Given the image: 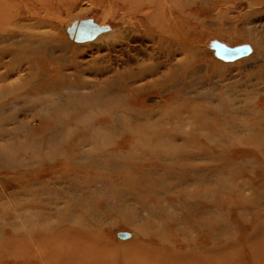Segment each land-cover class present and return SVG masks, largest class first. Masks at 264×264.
Here are the masks:
<instances>
[{
  "label": "rangeland",
  "instance_id": "1",
  "mask_svg": "<svg viewBox=\"0 0 264 264\" xmlns=\"http://www.w3.org/2000/svg\"><path fill=\"white\" fill-rule=\"evenodd\" d=\"M163 1L165 7L181 3ZM150 2L67 0L55 3L50 13L40 11V25L18 21L26 26L22 31L43 33L47 45L54 40L58 50L50 54L54 59L44 55L43 62L39 55L32 57V69L27 63L11 64L12 55L0 59V74H7L0 90L7 86L12 94L0 101L7 104L0 116V264H37L40 254L43 264H71L76 254L69 250L78 245L59 239L56 231L67 226L83 229L86 239L81 241L95 247L84 258L89 264H264V52L246 43L228 48L218 40L248 42V33L255 31L264 45V0H209L176 19L183 42L196 41L201 49L199 63H186L190 68L175 78L180 93L178 86L168 92L152 86L142 103L123 90L101 105L98 100L85 103L81 93L90 90L80 89L84 84H69L77 76L89 78L95 61L108 69L94 75L96 81L115 70H138L147 53L157 71L135 81L143 87L162 80L187 57L184 51L164 56L145 34L149 25L165 20L153 11L148 24L136 13L139 4ZM79 29L92 36L80 38ZM30 72L36 82L21 86ZM63 74L64 82L59 81ZM128 100L134 109L148 106L158 112L154 119L146 117L163 124L152 133L171 132L178 144L187 140L195 154L206 152L213 160L189 161L197 168H169L161 146L154 157L152 146L138 143L140 135L124 130L109 134L112 144L102 149L86 118L94 115L101 126L107 112ZM89 150V159L80 155ZM74 179L81 195L65 188ZM102 182L104 192L95 194ZM88 198L89 207L75 205ZM65 212L72 221L59 219ZM121 231L124 237L118 236ZM106 243L111 244L108 250Z\"/></svg>",
  "mask_w": 264,
  "mask_h": 264
},
{
  "label": "bare ground",
  "instance_id": "2",
  "mask_svg": "<svg viewBox=\"0 0 264 264\" xmlns=\"http://www.w3.org/2000/svg\"><path fill=\"white\" fill-rule=\"evenodd\" d=\"M65 1L67 2V0H0V59L3 58V56L6 54L12 55L11 64H18L20 66V65L27 63L29 65V69H32L34 67L32 63V57L35 59L36 55L40 56L39 61H42V62H43V58H45L44 55H47V58L49 57L50 59H54V57L50 54H53L54 50H58L55 41L52 39H49L50 42H49V45H47L48 39L47 40L45 39V35L43 33H29V32H26V30L22 31V28L24 25L20 26L18 21L22 19L36 20V22L40 25L42 24V21L39 19L40 11H42V13H48L49 10L54 9L55 3L61 4L62 2H65ZM180 1L181 3H180L179 8L176 6H166L167 7L166 8L164 6V2L166 1L151 0L149 4L148 3L139 4L137 6L136 13L137 11H140L142 15H144V17L146 18L148 24L153 15L152 13L153 11L158 12L162 14L163 16H165V20L161 21V23L160 22L154 23L153 21L154 27L149 25L151 28L148 27L147 29H145V34L149 36L150 38L151 37L153 38L154 45L160 51V53L161 52L163 53L164 56H167L168 58H173L177 55V53L179 52L183 53L184 51L187 53V57L184 58L182 61H177L173 69L167 71L164 77L162 78V80H155L154 82L148 83L147 85H144L143 87L137 86L135 84V81H137L138 79H146L147 77L154 75L157 71V65L150 63L152 59L150 54L145 53L144 58L146 59L143 60L139 64L138 70H134V69H129L128 71L115 70L113 75L105 79H101L99 81L94 80L96 78V76L94 75H103L108 72V69L102 68V66L100 65V62L95 61L94 66L90 68L91 74L88 75L89 78H84V77L82 78L80 76H77V78H75L73 81H70L69 83L72 86L78 83H82L84 85H82L80 89H86V91L90 90L87 93H83V92L81 93V96L84 98L85 103H92L95 100H98L99 103L103 105V103H105L106 101L110 102L112 99L116 97L118 92L122 93L123 90L128 91V97L131 100L135 101V99H137V101L141 100L143 103V100L145 99L144 93H148L149 91L148 89H150V87L159 86V85L161 86V88L164 89L163 92L171 91L172 87L175 88L178 86V93H180V90L182 89V87L177 81H175V78H177L184 69L190 68V67L183 66V65H186V63H189L188 66H192L194 64L199 63V60L196 59V55L197 56L199 54L201 55L200 53L201 49L199 48V45L197 44L196 41L188 40L186 42L185 40L183 42L181 38V34L177 33L178 24L176 23L177 21L176 19L180 18L182 14L184 15L186 10L188 11L194 10V12H196L197 7L203 6L202 2L207 3L209 0H180ZM213 1L225 2L228 0H213ZM56 11L53 12L52 14L55 15V13H57ZM186 17H189V14ZM19 29H21L22 32L18 31ZM78 32L81 34L83 30L80 29ZM78 32L76 33L78 34ZM254 32L255 31L248 33L252 35V36L249 35L250 37H249L248 42L232 43L226 40L225 41H222L221 39H218V40L220 43L223 44V46H226L228 48H234L235 46H243L244 43H246V44H250L251 46H253L255 50L264 52V45L262 44L260 45V42L258 41V33L257 32L254 33ZM262 38H264V36H262ZM179 40H182V41H179ZM209 42L207 43V45L210 49L211 44ZM184 43H188V44L185 45ZM213 55L215 57V61H217L219 64H222V65L226 64V62L224 60H221L219 56H216L215 54ZM128 60L130 61L131 59H128ZM127 63L128 61L126 62V64ZM127 68L128 67H123L122 69H127ZM30 73L31 74L29 76L19 81V84H21V86H25L26 84H32L36 82L35 81L36 79H34V74L32 77L33 72H30ZM6 75L0 74V81L5 79ZM63 76H61L62 78H60L59 81L64 82L66 80L65 78L66 75L63 74ZM169 83H171L172 86L169 85ZM78 88L79 87H77L76 89ZM109 94H114V96L109 98L108 97ZM11 95L12 94H11L10 88H8L7 86L3 87L0 90V101L2 99H7L8 96H11ZM23 96L24 94L20 95V98L21 99L24 98ZM30 100H35V99H30ZM131 100H128L125 105L123 104V107L121 109L107 112L106 123L101 126L99 125L100 123L94 121V118H93L94 115L93 116L89 115L86 118V120L89 122V123H86V120H85L86 125L90 127H94L96 129V135L99 138V140L101 139L100 147H102V149L104 148V146L108 147L109 145L112 144V142H110L111 138H108L109 134L115 135L120 130H124V131H127L129 134H133L137 136L140 135V138L137 139L138 143H141L146 146H152L153 151H155V153L153 154L154 157L159 156V151L158 149L156 150V147L161 146L163 149V153H165L164 158L167 161V165L169 168H172V169L180 168L181 170H184L190 167L197 168V164L189 163V161H196V160L198 161V160H204V159L213 160L212 155L207 154L206 152L202 155L198 153V150H197V153L200 156L195 154L194 152L196 151L195 147L190 148L187 140H182V142L178 144L176 141L177 136L173 135L171 132L163 131L165 134L158 133L159 135L156 133H152L154 132L152 131V128H154V126H157L158 123L155 120H154L155 122H152L148 118L154 119L155 117H157L158 112L155 111V109H148L147 108L148 106H145L142 109H137V108L134 109V106L136 105L134 103L131 104L130 103ZM164 104L165 103H163V105ZM6 105L7 104H3V105L0 104V116L2 115L3 107H5ZM167 105H164V106H167ZM215 113L217 115L218 114L222 115V113L217 110L215 111ZM160 125H163V124H159L158 126ZM213 129L218 131L215 127H213ZM0 131L3 132L2 124H0ZM177 133H179V131H176L174 134H177ZM215 133L216 132H210L209 134L211 136H214ZM219 135H220V132H219ZM209 141L212 142L215 140L209 139ZM91 152L92 151L90 150L87 152L82 151L80 155L86 159H89ZM0 156H3V151L1 150V147H0ZM11 164H12V161L9 159V165ZM204 168L208 171L209 174L212 173L211 168L206 167V166ZM86 170H88V168ZM76 180L75 179L74 181L69 180L68 182L69 186L65 188L66 189L69 188V190L72 191L74 194L81 195L82 191H81V188L76 187L77 185ZM104 185H107V184L104 183ZM104 185L102 182V187H98L97 189L94 188L93 192L95 194L104 192L105 187H106ZM73 186H75V188ZM60 190L63 191L64 189L60 188ZM48 203L56 204L55 201H49ZM75 205H78V206L83 205V208H87L90 206L89 198L86 201L75 202ZM92 205H93L92 207H97V206L100 207L101 204L99 202H94L92 203ZM65 207H57L56 209H67ZM68 214H69L68 212H65L63 215L59 214V219L60 220L66 219L68 221H72L71 219L72 217H70V215ZM52 226H54L55 228V227H58L59 224L51 223L50 227ZM48 227L49 226L47 225L46 228ZM56 231H58L57 237L59 239L65 238V240L69 241L68 243L75 242L78 245L74 249L69 250V252H73L76 254V255H73L75 258L74 259L72 258L71 261L69 262H71V264H84V263L89 264L84 258L85 256L89 254H93L95 247L86 246L85 244L86 240L85 242L81 241V239H86V237L82 235L84 233V230L80 229L79 227L73 228V227L67 226L65 229L58 228ZM124 232L126 234L132 235L131 231L128 233L126 230H124ZM117 233H118V236L122 234V237L126 235V234H123V231L117 232ZM28 236L30 239L34 237V235L30 232L28 233ZM39 236L42 237L43 233L40 232ZM43 240L44 239H42V241ZM98 245H102L101 242H99ZM110 246L111 244L106 243L104 244L103 248H105V250H108L110 249ZM100 252L101 250H98L97 258L102 259L103 255H101ZM40 258L41 260H38L37 264H43L42 261H44V259L42 260L41 254H40Z\"/></svg>",
  "mask_w": 264,
  "mask_h": 264
},
{
  "label": "water",
  "instance_id": "3",
  "mask_svg": "<svg viewBox=\"0 0 264 264\" xmlns=\"http://www.w3.org/2000/svg\"><path fill=\"white\" fill-rule=\"evenodd\" d=\"M79 30H80V29H79ZM79 30H78V31H79ZM83 33H85V34H82V33L80 34V33H79V35H80L81 38H84V37H91V36H92V33H88V32H86V31H83ZM219 57H220V55H219Z\"/></svg>",
  "mask_w": 264,
  "mask_h": 264
}]
</instances>
